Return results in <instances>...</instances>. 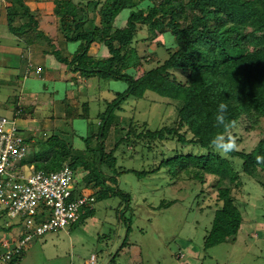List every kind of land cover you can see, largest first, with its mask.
Returning <instances> with one entry per match:
<instances>
[{
	"label": "trees",
	"instance_id": "trees-1",
	"mask_svg": "<svg viewBox=\"0 0 264 264\" xmlns=\"http://www.w3.org/2000/svg\"><path fill=\"white\" fill-rule=\"evenodd\" d=\"M52 2L51 13L57 17L60 36L66 43L54 46L49 53L63 66L58 69L62 72L59 79L67 89L58 101L62 104L64 118L68 121L84 118L94 126L91 102L84 101L79 111V98L69 96L70 91L82 83L80 77L122 80L127 88L115 91V96L106 100L105 109L97 115V131L92 128L88 136H81L74 127L55 132V126L53 129L49 126L48 130L41 129L45 137L39 138L34 131L25 134L26 129L18 126L19 134L24 136L26 152L17 170L23 168L29 174L31 167L48 173L58 172L66 164L72 168L75 184L72 198L86 194L82 191L88 188L90 204L82 205L80 218L68 226L86 222L95 215V204L111 197L121 199L117 210L125 217L130 203L129 206L124 204L132 200V194L119 184L123 174L146 175L163 169L169 171L173 183L183 180L200 182L202 186L208 175L214 176L217 206L203 238L204 248L208 250L236 240L245 222L235 191L242 183L243 174L264 188V0ZM5 9L8 31L17 38L16 45L29 47L40 40L53 44L39 27L41 13L32 10L25 0H14ZM125 11L128 14L121 24L119 17ZM140 30L146 37L139 39ZM163 36L169 40L162 41ZM1 38L0 33V40H3ZM139 41L148 42L150 46L145 54L139 51ZM95 45L100 47L98 56L92 52ZM25 49L28 48L23 49L22 58L28 60ZM139 66L144 69L141 75H138ZM41 68L44 73L48 72L43 66ZM50 73L52 76L47 78L35 73L34 76L47 85V81L57 78L56 73ZM148 91L172 101L170 103L176 106L174 121L157 128H151L147 122L140 123L135 117L123 123V105L130 98H144ZM14 97L13 116L9 117L16 121L21 115L23 119L31 118L34 111L20 107L19 97ZM55 101L51 97V103ZM221 103L227 105L226 122L232 125L227 130L216 122ZM47 113L55 117L51 118L53 121L62 118L54 106ZM241 124L249 134L261 130L260 137L249 150L237 145L240 135L237 129ZM218 134H230L236 143L235 150L219 155L211 143ZM75 137L82 139L86 147L75 148ZM138 154L152 161L150 167L138 170L120 164L121 158H133ZM0 177L5 184L10 179ZM175 201H163L161 207H170ZM7 212L8 206L0 201V226L7 232L18 226L15 235L23 238L26 234L22 219L11 218ZM10 219H17V222L10 224ZM5 239H10V235ZM3 241L4 238L1 256L6 252ZM125 245L126 242L111 254L109 264L115 262ZM14 246L15 243L10 248ZM16 250L17 247L11 250L14 252L10 259H0V264H19L26 247ZM189 257L190 261L185 264H196V256ZM177 258H185V253Z\"/></svg>",
	"mask_w": 264,
	"mask_h": 264
},
{
	"label": "rangeland",
	"instance_id": "rangeland-1",
	"mask_svg": "<svg viewBox=\"0 0 264 264\" xmlns=\"http://www.w3.org/2000/svg\"><path fill=\"white\" fill-rule=\"evenodd\" d=\"M125 14H128V11L119 17L121 24L125 22ZM40 20H42L41 24L48 28V31H45L54 43L49 45L46 41L42 42L37 46L39 51L42 52V49L52 51L54 46L59 44L65 46L66 43L61 38L58 27H55L57 24L55 18L41 17ZM11 36L13 37L9 33L7 38L11 40ZM141 37H146L143 30L139 31V39H142ZM168 40L169 37L168 39L166 36L162 37V41ZM25 47L28 48L24 44L21 46L22 51ZM99 48L97 45L92 48L96 56ZM138 48L141 54H145L150 46L148 42L139 41ZM1 52L0 58L3 57L4 65L16 66L17 70L14 72L7 69V72H0V114L13 116L14 100H16L14 96H18L20 107L34 111V114H31L30 129L29 123L22 122L23 116L18 117L20 120L18 125L26 129L25 134L32 130L36 137H45L41 129L48 130L49 126L53 129L55 126V132L74 127L81 136H88L92 128L94 132L97 131L99 123L97 115L99 111L105 109L106 100L112 99L115 91L127 88V83L122 80L80 77L82 83L71 90L69 96L79 98L77 104L79 111L82 110L84 101L88 99L91 102L90 114L94 126L90 120L84 118L68 121L64 118L63 108H60L62 104L58 101H61L62 93L67 89L65 83L59 79L62 72L52 69L57 74V78L47 81L45 85L42 79L34 76L37 65L29 61L30 66H28V60H23L21 52L15 50L6 51L7 53L4 54ZM48 58L50 60L52 56ZM49 60L47 59L48 62L45 63L46 69L53 67ZM148 65L151 67V64ZM27 70L29 73L26 74ZM137 70L138 75L144 71L142 66ZM25 75L29 77L25 78ZM51 97L52 100H56L54 104L51 103ZM170 101L169 98L151 91H148L144 98H130L123 105L122 122L126 123L128 118L135 117L140 123L147 122L151 128L170 124L176 118V106ZM52 106L56 112H61L62 118H56L55 121L51 119L55 117L47 111ZM237 133H240L237 140L238 147L249 150L260 137L261 130L249 134L241 124ZM73 143L78 149L86 147L79 137H75ZM151 163L150 159L141 154L133 158L120 159L122 166L138 170L150 167ZM172 181L169 171L163 169L158 173L146 175L123 174L119 184L125 192L132 194V200L125 201L124 204L129 206L130 203V207L125 210V217L118 214L117 207L121 201L119 197L101 200L95 204V215L86 222H78L35 238L26 246L19 264H93L90 260L92 255L96 257L94 264H109L111 254L114 255L124 242H126L124 249L120 250L115 262L111 264H185V261H190L191 254L196 256V264H264V188L262 186L253 178L243 174L242 183L239 189L235 190L245 218L242 229L236 240L205 250L203 238L211 226L217 206V192L213 187L216 178L208 175L204 186L200 182L181 180L173 183ZM82 192L89 194L90 190L85 188ZM170 199L176 200L175 203L170 207H161L162 203ZM9 222L15 224L17 219H10ZM17 229L18 226L15 225L12 231L7 232L4 226H0V252L3 238L5 240L10 233L17 234ZM260 232L263 234L259 235ZM179 251L185 253V258H177L178 255L184 256V253Z\"/></svg>",
	"mask_w": 264,
	"mask_h": 264
},
{
	"label": "built area",
	"instance_id": "built-area-1",
	"mask_svg": "<svg viewBox=\"0 0 264 264\" xmlns=\"http://www.w3.org/2000/svg\"><path fill=\"white\" fill-rule=\"evenodd\" d=\"M34 73L42 78L52 75L44 73L41 66H37ZM25 152L24 136L18 132L17 121L0 114V176L10 178L5 184L0 177V201L8 206V216L22 219L26 234L21 239L9 234L10 239L3 241L6 252L0 255L2 261L10 259L15 247L19 251L35 238L76 222L81 215V206L90 204L89 194L72 198L74 172L67 164L60 171L50 173L34 171L33 167L30 174L23 168L17 170ZM13 243L16 246L10 248ZM90 260L94 263L95 255Z\"/></svg>",
	"mask_w": 264,
	"mask_h": 264
},
{
	"label": "crops",
	"instance_id": "crops-1",
	"mask_svg": "<svg viewBox=\"0 0 264 264\" xmlns=\"http://www.w3.org/2000/svg\"><path fill=\"white\" fill-rule=\"evenodd\" d=\"M13 1L14 0H0V22L1 23L3 22L2 26H1V30H0V33H1V36H2L1 39H3V40H0V50H2L3 54L7 53L9 51H12V50H15V51H18V52L22 53L21 46L16 45L17 38L15 36H13V37L11 36V40L7 38V37H9V31H8L7 18H6L7 11H6L5 7H6L7 4H10ZM25 2H26V4H28L30 6V8L32 10H37V11H39L41 13L39 18H38L39 19V27H40V29H42L48 35V33L45 31V30L48 31V28H46L43 24H41L42 20H40V19H41V17L42 18L43 17L44 18H52V17H54L55 18V22L57 21V17L51 13V11L53 10V2H52V0H25ZM21 22H24V21H21ZM55 25H56L55 27L57 28V24H55ZM44 41H46V40H44ZM42 42H43V40H40L39 42L37 41L36 43H34L33 45L28 47V49H27L28 50L27 58H28V62L30 61L33 64L37 65V66H43V68H45L46 67L45 63L48 62L47 59L49 60L48 57L49 56L51 57L52 55L49 54V53H51V51H46L44 49H42V52L39 51L40 49L37 46H39V44H42ZM53 43H54V41H53ZM3 56H6V55H3ZM2 58H0L1 59L0 60V72L1 71H2V73H4L3 71L7 72V69H10L11 71L15 72V69L14 70L12 69V67H14V66L13 65H4V62H3ZM49 61H50L49 63L51 65H53V67H51V69L50 68H47V69L45 68L49 72H51L52 69L53 70H55V69L58 70L60 67H63V66H61V64H59L56 61V57L55 56H52V58ZM30 62H29V64H30ZM69 77H70V75H69ZM19 122H20V120L17 119V124H19ZM22 122H24V124L29 123L28 128L30 129V124L32 122L31 118L22 119ZM34 124H36L35 121H34ZM18 126H20V125H18ZM24 167L27 169L26 165H24Z\"/></svg>",
	"mask_w": 264,
	"mask_h": 264
},
{
	"label": "clouds",
	"instance_id": "clouds-1",
	"mask_svg": "<svg viewBox=\"0 0 264 264\" xmlns=\"http://www.w3.org/2000/svg\"><path fill=\"white\" fill-rule=\"evenodd\" d=\"M226 111H227V105L221 103L219 105L218 112L216 115V122H217V126H223L227 130L232 125L230 122H226V117H225ZM211 143L214 149L216 150V152L221 156L226 155V153L228 152L234 151L236 148V143L232 139L230 134L229 135L218 134L212 139ZM94 263H96V261Z\"/></svg>",
	"mask_w": 264,
	"mask_h": 264
}]
</instances>
